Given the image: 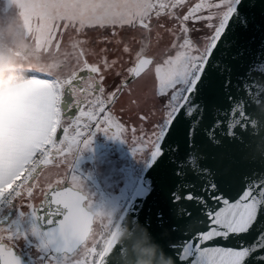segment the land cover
Returning a JSON list of instances; mask_svg holds the SVG:
<instances>
[{"label": "snow or ice", "instance_id": "1", "mask_svg": "<svg viewBox=\"0 0 264 264\" xmlns=\"http://www.w3.org/2000/svg\"><path fill=\"white\" fill-rule=\"evenodd\" d=\"M17 4L22 35L33 52L22 65L31 74L30 109L19 127L6 125L0 130V202L12 203L27 195L30 202L25 206L32 216L51 229L40 234L34 228L33 232L42 235L45 248L59 254L52 257V264H122L126 246L118 242L114 222L91 211L78 176L72 175L75 186L69 187L67 173L59 169L62 163L67 166L75 151L69 169L74 173L79 153L97 132L122 138L124 131L110 106L129 82L105 94L102 72L117 61L109 62L105 56L102 67L90 63L86 57L90 51L95 54L90 34L131 53L124 34L131 33L135 39L139 33L143 43L154 28L173 34L176 51L162 63H154L144 46L135 51V65L128 72L139 78L152 74L153 66L155 95L164 100L160 119L150 133L139 137L141 147L133 151L142 154L146 145L149 166L170 170L166 198L177 221L170 229L178 236L161 243L147 225L131 222L147 230L172 264H264V156L258 158L259 170L232 174L242 191L230 200L216 179L218 171L207 163L206 151L216 150L213 159H235L253 147L252 139L245 137L254 135L249 132L254 111L250 101L264 98V59H253L241 68L235 36L249 29L257 14L264 19V0H201L186 14L177 11L185 0H17ZM204 10L207 14L198 15ZM162 17L172 24L166 26ZM189 20L204 21L202 27L208 31L194 40L189 33L197 29L186 24ZM85 72L87 77L80 75ZM64 88H71L76 98L74 118L62 116ZM251 159L257 157L251 154ZM34 190L40 196L39 206L31 202L36 198ZM96 219L106 221L102 243L93 233ZM17 239V234L0 228V264H21L14 250ZM213 240L230 241L232 246L208 245Z\"/></svg>", "mask_w": 264, "mask_h": 264}, {"label": "rangeland", "instance_id": "2", "mask_svg": "<svg viewBox=\"0 0 264 264\" xmlns=\"http://www.w3.org/2000/svg\"><path fill=\"white\" fill-rule=\"evenodd\" d=\"M200 2L201 0H185L184 7L177 9V11L186 14L189 7H194L196 3ZM204 2L207 3L209 0H204ZM14 3L18 6L17 0H14ZM207 11L204 10L198 15H205ZM161 19L164 20L166 26L172 24L170 19L163 17ZM204 23V21L193 22L192 20L186 22L188 26H193L194 24L197 29V31L189 33L194 40L202 35L203 32L208 31V29L202 27ZM9 26L19 34L21 41L28 44L22 35V19L19 15L14 16L9 21ZM90 35L92 41L95 42V54L90 51V54L86 57L90 63H98L102 67V60L105 56L109 62L113 59L117 61L116 65L111 69L102 72L105 77L103 86L108 93L120 86L122 81L128 76V69L135 64V51L139 50L141 46L145 47L146 54L154 59V63L157 61L162 63L163 59L169 54L174 55L176 51L172 48V43L175 39L173 34L162 29L157 30L154 28L150 37L145 39L143 43L140 41L139 33L136 34L135 39L132 38L131 33H125L124 35L128 38V44L133 50L131 53H124L122 46L116 43L103 44L96 33H91ZM104 49H107V51L105 52ZM150 67H152V74H142L141 77L128 84V87L122 88L118 100L112 107L110 106L117 122L123 125L122 138H112L103 132H97L92 137V143L89 147L79 153L77 160L74 162V173L70 172L69 169L77 156L75 151L69 155L67 166L62 163L59 169L62 173H67L66 176H69L71 183L72 175L78 176L81 180L79 184L82 187V191L90 192L94 198L96 196L99 198L98 200L93 199L94 204L99 201L96 205L95 213L98 212L104 217L110 218L114 222V227L132 196L139 177L147 164L145 159L150 157V152L146 145L142 154H134L133 148L141 147L139 137L144 136L145 133H150L151 126L162 115L161 108L164 98L155 95L154 67ZM28 75L31 74H27L26 71L11 73L10 75L6 74V77H0V86ZM96 75L93 74V77L95 78ZM142 115H146L148 119L142 121L140 119ZM133 129H135V132H133ZM92 131H95V129L93 128ZM112 131H115V129H112ZM84 138L86 137H81V139ZM80 148H83L82 144ZM49 168L52 172L56 171L52 166H49ZM29 218H31V214ZM30 221L28 223H32ZM96 221L101 223L102 226L98 239L102 243L101 236L107 235V229L103 226L106 221L102 219H96ZM11 223L19 224L17 217L12 219Z\"/></svg>", "mask_w": 264, "mask_h": 264}, {"label": "water", "instance_id": "3", "mask_svg": "<svg viewBox=\"0 0 264 264\" xmlns=\"http://www.w3.org/2000/svg\"><path fill=\"white\" fill-rule=\"evenodd\" d=\"M235 41L236 48L241 53V60L239 62L241 68L245 66L246 62L253 59H264V19L257 14V18L253 21L252 26L243 32H238L235 36ZM86 74L87 72L80 75L85 76ZM135 79L129 73L124 81L130 83ZM233 82H236L235 77H233ZM65 93L67 92L65 91ZM66 95L64 94L61 98V108L63 110H66L67 105L71 101ZM250 103L254 111L249 132L254 133V135L252 138L247 136L245 138L252 139L253 147L246 150V153L237 155L235 159H229L224 156H216L213 159L216 150L206 148V151L209 152L207 163L218 171L216 179L230 200L237 199L242 191L241 186L231 179L232 174L241 169L251 168L259 170L261 164L258 158L264 156V98L252 99ZM57 135H61L59 130ZM251 154L256 156L257 159H251ZM67 185L71 187L69 184ZM170 187L171 180L168 167L152 168L147 162L132 196L114 227L118 242L126 246L122 264H135L140 259H146L147 257L141 255L146 251L153 253L154 264H169V259L164 256L159 246L152 242L147 230L143 229L139 224L133 225L131 221L135 219L138 223L147 225L149 230L161 243L176 239L178 233L172 232L170 225L175 227L177 221L171 216L170 205L166 198V193ZM189 206L191 207V205ZM193 211L195 212L196 210L193 209ZM11 215L12 212L7 211L0 218V224L8 222ZM38 215L44 214L38 213ZM122 217L124 218V222L121 223ZM36 221L41 234L51 230L43 220L36 218ZM208 245L232 246L230 241L224 240L209 241ZM49 249L55 253L52 247H49ZM17 258L21 264H25L19 257Z\"/></svg>", "mask_w": 264, "mask_h": 264}, {"label": "flooded vegetation", "instance_id": "4", "mask_svg": "<svg viewBox=\"0 0 264 264\" xmlns=\"http://www.w3.org/2000/svg\"><path fill=\"white\" fill-rule=\"evenodd\" d=\"M14 4H15L14 0H0V54H5L8 57L13 58L15 61L12 64L0 68V73H2L0 77H4V76L6 77V74L10 75L11 73L24 72L25 70L24 67L22 66L23 62L30 59L33 55V54L30 56L23 55L21 51L16 47L17 41L6 34L9 21H11V19L14 16L16 15L18 16L20 12V10L17 8L18 6L16 4L14 6ZM15 35L19 37V34L16 32ZM88 75L89 74L87 73L83 77H87ZM91 75L93 76V74ZM65 91L67 93H65ZM107 93L108 91H105V94ZM64 94H67L66 96H68L71 99V101L67 105L66 110H63L61 108V103H62L61 101L59 107L62 116L68 118H74L75 115H78L76 108V98L72 94L71 88H64L60 94L61 98L64 96ZM65 183L69 184L71 187L75 186L70 182L69 176H66ZM61 187H63V185H61ZM83 193L87 194V197L92 204L91 211L95 213L96 205L98 204L99 201L96 202V204H94L93 199L98 200L99 198L97 196L96 198H94L92 193L90 194V192L87 191ZM34 195L36 198L33 199L31 202L39 206L40 196L39 193L36 192V190H34ZM29 202L30 200L27 197V195L22 194L21 198H17L16 200H14V202L10 203V205L3 212L0 218H2L7 211H11L12 215L8 222L0 224V228L7 229L10 232L17 234L19 236V239L15 241L14 250L17 257H19L22 260V262H25V264H52V257L55 255L57 258H59V254L53 253L49 249V247L45 248L43 246L44 241L42 239V235H37L33 232V229L35 228L41 234L36 218L32 216L31 211L25 206ZM30 214H31V218L28 219ZM15 217H17V220L19 221V224L17 225L11 223V220L14 219ZM27 220L28 221L31 220L32 223H28ZM92 228H93V233L95 234V239L98 240L102 229L101 223H98L95 220L92 225ZM4 242L8 243L6 239ZM91 242H92V238L90 237L89 243Z\"/></svg>", "mask_w": 264, "mask_h": 264}, {"label": "crops", "instance_id": "5", "mask_svg": "<svg viewBox=\"0 0 264 264\" xmlns=\"http://www.w3.org/2000/svg\"><path fill=\"white\" fill-rule=\"evenodd\" d=\"M28 76L0 86V130L6 125L19 127L27 115L31 97Z\"/></svg>", "mask_w": 264, "mask_h": 264}, {"label": "clouds", "instance_id": "6", "mask_svg": "<svg viewBox=\"0 0 264 264\" xmlns=\"http://www.w3.org/2000/svg\"><path fill=\"white\" fill-rule=\"evenodd\" d=\"M6 34L17 41L16 47L21 51V53L23 55L30 56L33 54L32 48L28 44L21 41L20 38L15 35V31L11 26H9L7 28ZM14 62L15 61L13 58H10L5 54H0V68H3L9 64L14 63ZM0 75H2V73H0ZM141 255L143 257H147V258L146 259H140L139 261L135 262V264H154L152 252L146 251V252H143ZM169 264H172V261L170 259H169Z\"/></svg>", "mask_w": 264, "mask_h": 264}, {"label": "built area", "instance_id": "7", "mask_svg": "<svg viewBox=\"0 0 264 264\" xmlns=\"http://www.w3.org/2000/svg\"><path fill=\"white\" fill-rule=\"evenodd\" d=\"M21 179H22V177H21ZM17 183H19V181H17ZM13 187H15V185ZM9 205H10V203L8 202L7 199H5L3 202H0V217Z\"/></svg>", "mask_w": 264, "mask_h": 264}, {"label": "trees", "instance_id": "8", "mask_svg": "<svg viewBox=\"0 0 264 264\" xmlns=\"http://www.w3.org/2000/svg\"><path fill=\"white\" fill-rule=\"evenodd\" d=\"M19 80V79H18Z\"/></svg>", "mask_w": 264, "mask_h": 264}]
</instances>
